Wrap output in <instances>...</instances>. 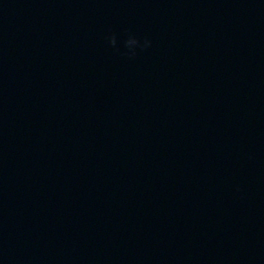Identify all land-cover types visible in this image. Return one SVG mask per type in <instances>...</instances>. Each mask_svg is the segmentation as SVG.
<instances>
[{
	"label": "water",
	"instance_id": "obj_1",
	"mask_svg": "<svg viewBox=\"0 0 264 264\" xmlns=\"http://www.w3.org/2000/svg\"><path fill=\"white\" fill-rule=\"evenodd\" d=\"M0 264H264V0H0Z\"/></svg>",
	"mask_w": 264,
	"mask_h": 264
},
{
	"label": "clouds",
	"instance_id": "obj_2",
	"mask_svg": "<svg viewBox=\"0 0 264 264\" xmlns=\"http://www.w3.org/2000/svg\"><path fill=\"white\" fill-rule=\"evenodd\" d=\"M105 39L109 47L128 60H134L139 52L150 48L152 45V41L148 37H138L127 31L119 42L114 33L108 34Z\"/></svg>",
	"mask_w": 264,
	"mask_h": 264
}]
</instances>
